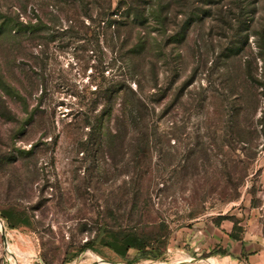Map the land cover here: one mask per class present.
<instances>
[{"label": "rangeland", "instance_id": "obj_1", "mask_svg": "<svg viewBox=\"0 0 264 264\" xmlns=\"http://www.w3.org/2000/svg\"><path fill=\"white\" fill-rule=\"evenodd\" d=\"M183 3L170 9L166 32L148 20L152 45L130 62L144 87L163 95L151 98L150 151L137 152L119 128L118 100L101 129L120 137L86 154L82 112L102 69L109 80L132 77L136 88L125 51L94 33L95 11L75 0H0V24L17 15L45 23L36 42L12 25L0 32V264H208L206 253L183 261L188 226L226 219L240 236L248 223L264 224V86L249 73L262 72L253 31L264 0ZM192 9L197 18L172 39ZM21 213L29 224L9 229L6 217ZM162 222L166 237L146 256L132 249L121 257L104 245L108 231H150ZM91 241L95 250H82Z\"/></svg>", "mask_w": 264, "mask_h": 264}, {"label": "trees", "instance_id": "obj_2", "mask_svg": "<svg viewBox=\"0 0 264 264\" xmlns=\"http://www.w3.org/2000/svg\"><path fill=\"white\" fill-rule=\"evenodd\" d=\"M183 1L184 0H75V2L82 3L84 8L91 10V14L95 11V16L93 17V15H90L91 17H89L91 19L90 25L93 26L94 33H97L98 37H100V35H103L104 37L109 35L111 38L110 46H112V49L118 47L119 51H125L121 56L124 57L125 62L127 63L126 68L128 69L129 75L133 76V79L134 76H137V80H135L137 85L136 88H134L131 83L132 77L127 78V80H116L115 78L109 80L107 79V76L103 75L105 70L102 69V78L97 83L96 89L91 92L94 94V97L92 96L90 98L87 104L88 107L82 112L85 124L90 127L88 138L84 140H89V142L79 141L82 148L81 150L84 153H103L104 148L102 144L106 142L105 139L120 137L119 132L112 133L110 127L106 128V130L101 129L105 121L113 116V111L118 100L121 109L119 128L122 126L123 132H126V135L129 134L136 142L137 152L145 154L150 151L148 145L150 143L151 134L149 133L148 128L151 118L150 115L153 110L151 106V98L154 95L153 92L157 91H153L156 87H150L149 89L144 87L142 80L138 79V75H135L136 73L133 75V67L130 62L138 59L141 50L144 52L146 51L147 44L150 41V31L145 30V28H147L146 24H148V20L151 18V22L159 24L163 28L162 32H166L167 24L172 23L171 18H169V15H171L170 9L173 7V4L184 6ZM241 14L243 15L242 17H249V12L246 10H241ZM78 16L80 15L75 13V17ZM186 16L187 17L182 21V24H177V33L173 34V36L170 35L172 39H175L184 33L186 23H188L189 20L197 18V9L189 10ZM238 22H241L240 18H237V23ZM44 24L45 23L41 18L38 22L32 23L31 21L24 22L20 19V16L17 15L16 17L14 16L3 20L0 24V32L3 28L12 25L10 30L14 32L15 35L20 36V38L25 41L33 40V42H36V33L43 29ZM253 32L256 36V47L258 49L257 58L262 61V72L258 75V67L256 70L253 69L252 71H250L249 67L250 78H253L259 84L264 86V19H262V21L259 19L256 22ZM86 34L87 33H85V35ZM136 38L137 41H135ZM150 43L152 45L151 41ZM41 44L42 43H39V45ZM158 48L161 51L160 54H164L167 49V44L161 42ZM169 54H172L171 50ZM146 66V63L144 62L142 65L143 70ZM254 71L257 75L254 74ZM261 79L263 81H261ZM157 95L163 96L161 91L159 93L157 92ZM262 95L264 96V93H262ZM99 104H102V110L101 112H96L95 107ZM129 119L131 123L128 125L131 126V129L126 131L128 125L125 124V122ZM141 143L144 147H139ZM12 219L13 218L9 216L6 217L9 229L16 228L18 223H21L22 225L29 224L28 216L22 213L19 214V216H15V220ZM155 228L156 227L147 231L146 226L144 228H140V226H132L130 229L123 230L119 233L108 231L110 237L104 239L103 242L105 246L112 249L121 257H125L132 249L143 251V256H146L147 253L145 250L151 246L152 241H160L166 237L165 234L168 227L164 222L158 225V229ZM234 229H236V226ZM235 238L239 239V235L235 234ZM86 249L95 250L92 241L87 242L82 247V250ZM218 253L224 254L225 251L213 250L210 252V256ZM77 255L78 254L75 256Z\"/></svg>", "mask_w": 264, "mask_h": 264}, {"label": "crops", "instance_id": "obj_3", "mask_svg": "<svg viewBox=\"0 0 264 264\" xmlns=\"http://www.w3.org/2000/svg\"><path fill=\"white\" fill-rule=\"evenodd\" d=\"M259 213L264 216V203L259 206ZM188 227L183 233L188 258L199 261L198 257L203 253L210 255L213 250H222L224 254L218 253L210 258L220 264H264V224L259 221L248 223L239 239L235 238V224L226 219L200 220Z\"/></svg>", "mask_w": 264, "mask_h": 264}, {"label": "bare ground", "instance_id": "obj_4", "mask_svg": "<svg viewBox=\"0 0 264 264\" xmlns=\"http://www.w3.org/2000/svg\"><path fill=\"white\" fill-rule=\"evenodd\" d=\"M184 262L185 261H187V262H190V261H193V259H189V258H187V259H185V260H183ZM181 262V261H180ZM180 262H177V263H180ZM207 262H208V264H220L219 263V261H217L216 259H214V258H210V259H208L207 260ZM102 264H104L103 262H101ZM105 263H107V262H105ZM176 262H174V264H175ZM107 264H111V263H107Z\"/></svg>", "mask_w": 264, "mask_h": 264}]
</instances>
